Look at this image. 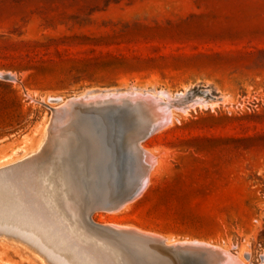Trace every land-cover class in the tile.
I'll return each mask as SVG.
<instances>
[{"label": "rangeland", "instance_id": "374dc122", "mask_svg": "<svg viewBox=\"0 0 264 264\" xmlns=\"http://www.w3.org/2000/svg\"><path fill=\"white\" fill-rule=\"evenodd\" d=\"M131 92L169 102L175 119L142 143L158 161L147 187L95 212L97 228L90 201L112 202V187L75 127L84 108L69 106ZM58 172L78 205L56 191ZM0 189V264H174L110 223L264 264V0H0Z\"/></svg>", "mask_w": 264, "mask_h": 264}, {"label": "bare ground", "instance_id": "6f19581e", "mask_svg": "<svg viewBox=\"0 0 264 264\" xmlns=\"http://www.w3.org/2000/svg\"><path fill=\"white\" fill-rule=\"evenodd\" d=\"M129 93V92H128ZM128 93H120V94H116V93H103V94H99V95H97V97H86L85 95V97L84 96H82L83 98L81 99V96H80V99H78V98H73L74 100H72L71 102H72V104L70 105V104H68V105H65V106H69V107H77L78 105H80L81 106V108L83 107L84 108V110L83 111H81V118H84L81 122L79 121V122H75L76 124H75V127H77L79 130H81L84 126H86V122H89V119H88V117L89 116H95V117H97L98 119H100V121L102 122H104V120H103V117L110 111V109L115 105V103L116 102H118V100L117 99H121V98H123V97H126L127 98V101L129 100H134V101H138V103L135 105V106H132V108H133V110H137V111H140L141 113H145V114H147L148 116H147V118L148 119H150V120H154V121H160L161 123H163L162 124V127L158 130V131H160V130H162V129H164V128H166V126L167 125H169V123L170 122H173L174 121V119H175V114H174V111L172 110L173 108H174V106H172L171 104H170V106L168 105L169 104V102H168V104L167 105H164L163 104V99H161L160 97H158V96H154V95H152V94H149V93H138V92H131L130 94H128ZM161 94L163 95L164 93L163 92H161ZM94 96H96V95H94ZM171 96V95H170ZM111 97V98H110ZM112 97H114L115 98V100H114V98H112ZM165 97V96H164ZM96 98H98L97 100H96ZM100 99V100H99ZM105 99H107V101H105ZM170 99V98H169ZM51 100H53V99H51ZM58 100V99H57ZM68 100V99H67ZM93 100H95L96 101V105H99L100 104V106H106V107H104L103 109H101V110H94V109H97V108H92V106L91 105H88L87 103L89 102V101H93ZM54 101V100H53ZM70 101V100H69ZM127 101H121L122 102V104H124L125 102H127ZM63 102V101H62ZM61 102V103H62ZM60 103V104H61ZM66 104H67V102H65ZM64 103V104H65ZM92 103V102H91ZM63 104V103H62ZM62 104L60 105V106H62ZM121 104V103H120ZM94 105V104H93ZM114 107H117L116 105L114 106ZM54 108V107H53ZM52 108V109H53ZM56 108V107H55ZM62 109H63V111L61 112L60 111V115L59 116H61V114H63L62 115V118H64L65 120H66V118L67 117H69V115L70 114H68V112H69V108L68 109H66L65 107H61ZM57 109V108H56ZM62 109H60V110H62ZM79 109V108H78ZM58 110V109H57ZM72 110V109H71ZM70 110V111H71ZM81 110V109H80ZM54 111H56V110H54ZM59 111V110H58ZM177 111V110H176ZM52 112H53V110H52ZM55 114H57L56 112H54ZM74 114V113H73ZM53 115V114H52ZM77 115V114H76ZM139 115V114H138ZM141 115V114H140ZM57 116H58V114H57ZM71 116H72V114H71ZM74 116V115H73ZM80 116H77V118L78 117H80ZM54 117V116H53ZM52 117V118H53ZM60 118V117H59ZM80 118V119H81ZM146 118V119H147ZM55 119V118H54ZM54 119H52L53 121H54ZM64 119H61V122H62V120H64ZM68 119V118H67ZM79 119V120H80ZM69 120V119H68ZM74 120V119H73ZM78 120V119H77ZM166 120H167V122H166ZM59 122V121H58ZM74 122V121H73ZM164 122H166V123H164ZM53 124V123H52ZM66 124H68V121L66 120ZM72 125V124H71ZM74 125V124H73ZM84 125V126H83ZM53 126H57L56 124H54ZM70 127V126H69ZM69 127L68 128H66V129H68L69 130ZM57 128H58V126H57ZM63 129V128H62ZM65 130V129H64ZM71 130H74L73 128L71 129ZM61 132H63L62 130H60ZM157 131V132H158ZM71 131H68V132H65L64 131V133H65V135H67L66 133H70ZM73 133H75V131H72ZM156 132V133H157ZM51 133V132H50ZM54 135V134H53ZM69 135V134H68ZM58 137V136H57ZM51 138V137H50ZM61 139V138H60ZM78 139V138H77ZM149 140V139H148ZM46 147V146H45ZM60 147V146H59ZM141 149L144 151V153H147L148 155H145V154H139L141 157H142V165H141V167H140V170L142 171V173L144 174V175H146L147 176V178H148V180H149V178H151V176L153 175V173H154V171H155V164H156V162H158L157 161V158L156 157H154L153 156V154L151 153V152H149L147 149H145L144 147H143V145L141 144ZM49 151V150H48ZM59 152V151H58ZM77 155V154H76ZM59 156H64V155H62V154H60ZM149 156V157H148ZM55 160H56V158H55ZM54 161V160H53ZM104 161H105V164L106 165H108V162H110V157H108V155H107V157L104 159ZM30 162V161H29ZM61 162V161H60ZM70 162L72 163V161L70 160ZM34 163V162H33ZM41 163V162H40ZM50 164V163H49ZM30 165V164H29ZM39 165V164H38ZM43 165V164H42ZM10 167V166H9ZM8 167V168H9ZM27 167V166H26ZM31 167V166H30ZM32 168V167H31ZM74 168H75V165H73V173H74ZM2 171V170H1ZM24 171V170H23ZM8 172V171H7ZM40 172V171H39ZM24 173V172H23ZM72 173V174H73ZM18 175V174H17ZM28 175V174H27ZM73 176H74V174H73ZM30 177V176H29ZM7 178V177H6ZM105 178H107V177H105ZM3 179V178H2ZM109 179V178H108ZM107 179V180H108ZM8 180V179H7ZM150 181V180H149ZM53 183H54V186H55V188H56V191L57 192H61L62 194H67V195H73V198H72V201H73V205L74 206H76V205H78V200H76V198H75V195H76V193L74 192V194H73V192H72V190H71V186H70V184L67 182V180L65 179V177H64V175L61 173V172H58L57 174H56V176L53 178ZM148 184V183H147ZM147 187V186H146ZM8 188H10V187H8ZM54 188V187H53ZM12 189V188H11ZM11 189H10V191H11ZM1 190V189H0ZM13 190V189H12ZM83 190H84V188H83ZM110 190V192H111V195L109 196V198H113L114 200L112 201V202H108V200H103V201H101V202H98V203H100L99 204V209L100 210H105L107 213L108 212H111L112 214H114V213H117V212H119V211H121V209L124 207V206H127V204L129 205V203L130 202H133L136 198H132V199H128V200H126V202L122 205V206H116V205H118V203H119V201H121L122 199H123V196H121V195H118L117 197H115V190L114 189H112V188H110L109 189ZM108 190V191H109ZM9 191V190H8ZM55 191V190H54ZM76 191L78 192V190L76 189ZM85 191V190H84ZM72 192V193H71ZM52 193V192H51ZM2 194V193H1ZM17 194V193H16ZM48 195V194H47ZM51 195H53V194H51ZM50 195V196H51ZM141 195V194H140ZM1 196V195H0ZM33 196V195H32ZM79 196V195H78ZM5 197V196H4ZM66 197V196H65ZM130 197V196H129ZM62 198V197H61ZM69 198V197H68ZM3 199V198H2ZM7 202H9L10 200H9V198L6 196V199H5ZM12 200V199H11ZM31 200H33V199H31ZM46 201V200H45ZM3 202H5V201H3ZM30 202V201H29ZM33 202V201H32ZM37 202H39V201H37ZM49 202V201H48ZM1 203V202H0ZM41 203V202H40ZM10 204V203H9ZM1 205V204H0ZM4 206H5V204H4ZM4 206H3V209H4ZM66 206V205H65ZM31 207H33V206H31ZM11 208V207H10ZM35 209H36V207H35ZM40 209V208H39ZM7 210H8V208H7ZM6 210V211H7ZM6 211H3V212H6ZM70 211V210H69ZM77 211V210H76ZM97 211H99V210H97ZM2 213V212H1ZM89 213H90V210H89V212H88V215H87V218H88V221L89 222H91L90 221V218H89ZM9 214V213H8ZM27 214V213H26ZM30 214V213H29ZM1 218V217H0ZM34 218V217H33ZM0 220H2V219H0ZM15 220V219H14ZM33 221H35V220H33ZM38 221V220H37ZM37 221H36V223H37ZM5 222V221H4ZM10 222V221H9ZM12 222V221H11ZM17 222V221H16ZM35 223V222H34ZM56 223H58V222H56ZM82 223V222H81ZM2 225V224H1ZM5 225H6V223H5ZM8 225V224H7ZM12 225V224H11ZM32 225V224H31ZM43 225V224H42ZM61 225V224H60ZM33 227H34V225H33ZM62 227V226H61ZM4 228V227H3ZM11 228V227H10ZM17 228V227H16ZM100 228H102V229H105L106 231H108L107 229H110V228H115V229H118L119 231H126V233H128V234H138L134 229L132 230V229H126V227H122L121 225H118V224H115V223H113V224H104V225H101L100 224ZM18 229V228H17ZM22 229V228H21ZM5 230V229H4ZM11 230V229H10ZM68 230V229H67ZM99 230V229H98ZM136 230H138V229H136ZM18 231V230H17ZM100 231H102V230H100ZM104 231V230H103ZM0 232H2V229H0ZM23 232H24V230H23ZM109 232V231H108ZM112 234H116V233H113L112 231H110ZM109 232V233H110ZM138 232L140 233V231L138 230ZM144 233V232H143ZM3 234H4V237H5V235L6 236H8V237H11V233L10 232H8V231H3ZM46 234V233H45ZM66 234V233H65ZM64 234V235H65ZM22 236H23V234H22ZM157 236V235H156ZM24 237V236H23ZM87 237V236H86ZM120 237V236H119ZM159 237V236H158ZM12 238V237H11ZM19 238H20V236H19ZM28 237H26L25 239H27ZM73 238H75V237H73ZM145 238V237H144ZM149 237L147 236V238L146 239H138V240H141V241H143V243L144 244H146V245H148V247H149V249L150 250H147L148 252L150 251H152V252H155V254H156V252L157 251H162V250H168V254L170 255V257H171V259H172V261H173V263L174 264H185V260L183 259V257H182V253L183 252H189V253H191V252H195V253H198V254H201L202 256H204L205 258H206V260H207V264H209V262H210V264H245L244 262H242V261H240L239 259H237L236 257H234L232 254H230L228 251H226V250H224V249H222L221 247H218V246H214V245H210V244H207V243H202V241H200V242H196V243H194V242H191V241H187V242H185V241H183V242H181L180 241V243H172V244H167V242H165L164 241V239H161V237L160 238H157V239H148ZM152 238V237H151ZM154 238V237H153ZM163 238H165V237H163ZM25 239H24V241H25ZM29 239V238H28ZM166 239V238H165ZM21 240V239H20ZM34 240V239H33ZM44 240V239H43ZM113 240V239H112ZM35 241H36V239H35ZM56 241V240H55ZM22 242V241H21ZM26 242H28V241H26ZM62 242H64V241H62ZM173 242V241H172ZM142 243V242H141ZM168 243H170V241H168ZM25 244V243H24ZM28 244H30L32 247H35V248H37V251H40L41 253L42 252H44L43 250H42V248L43 247H38V245L36 244V243H32V242H29ZM116 245V244H115ZM176 246H178V247H176ZM138 248V247H137ZM141 249V248H140ZM99 251V250H98ZM116 252V251H115ZM118 252V251H117ZM54 253V252H53ZM119 253V252H118ZM45 256H44V258L45 257H47L46 256V254L45 253H43ZM51 254H52V252H51ZM61 254V253H60ZM65 254V253H64ZM148 254V253H147ZM161 254V253H160ZM160 254H158V255H160ZM48 255V254H47ZM57 255V254H56ZM125 255V254H124ZM165 255V254H164ZM97 256H98V254H97ZM131 256V255H130ZM130 256H129V258H130ZM136 256V255H135ZM149 256L151 257V263L152 264H162L163 262H158L156 259H154L150 254H149ZM133 257V256H132ZM148 257V256H147ZM164 257H166V256H164ZM47 258H49V257H47ZM61 258V257H60ZM83 258V257H82ZM86 259V258H85ZM103 259V258H102ZM132 259V258H131ZM209 259V260H208ZM90 260V259H89ZM123 260V259H122ZM148 260H150V259H148ZM159 260H161L160 258H159ZM115 261V260H114ZM137 261V260H136ZM170 261V260H169ZM91 262V261H90ZM50 263V262H49ZM88 263V262H87ZM122 263V262H121ZM150 263V264H151ZM169 263V262H168ZM130 264V263H129ZM132 264V263H131ZM165 264H167V263H165ZM170 264H172L171 262H170ZM249 264V263H248ZM251 264V263H250Z\"/></svg>", "mask_w": 264, "mask_h": 264}, {"label": "water", "instance_id": "95a60500", "mask_svg": "<svg viewBox=\"0 0 264 264\" xmlns=\"http://www.w3.org/2000/svg\"><path fill=\"white\" fill-rule=\"evenodd\" d=\"M117 100L118 102L115 103L117 107H114V105L103 117L104 122L92 115L88 117L89 122L85 128L90 138V145L88 143L90 155L92 154L93 160L100 168L101 174L105 175V177L107 176L106 179L109 178V183L112 189L115 190V197L118 195L123 196V199L116 205L122 206L126 200L140 196L147 186L148 178L140 170L142 160L139 154H148L144 153L140 146L155 134L163 123L140 118L138 115L139 111L132 108L138 103L137 100L127 101L126 97ZM121 101L127 102L122 104ZM104 153L110 157V162L106 166L100 159L101 154ZM98 202L101 201H95L93 198L89 205L91 224L97 228L99 226L94 223L92 216L97 210H100V203ZM107 230L126 239H146L143 236L128 234L115 228ZM182 257L185 260V264L208 263L204 256L195 252H183Z\"/></svg>", "mask_w": 264, "mask_h": 264}, {"label": "built area", "instance_id": "2783aa9c", "mask_svg": "<svg viewBox=\"0 0 264 264\" xmlns=\"http://www.w3.org/2000/svg\"><path fill=\"white\" fill-rule=\"evenodd\" d=\"M236 249H237V247H236ZM232 253H233V256H235L236 253H234V252H232ZM246 255H247L249 258H252L251 254L247 253ZM246 255H245V256H246ZM263 258H264V255H263V257H262L260 260H262Z\"/></svg>", "mask_w": 264, "mask_h": 264}]
</instances>
